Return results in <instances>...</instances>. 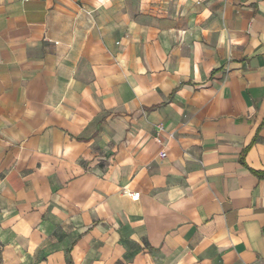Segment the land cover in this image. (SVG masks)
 <instances>
[{"label": "crops", "instance_id": "obj_1", "mask_svg": "<svg viewBox=\"0 0 264 264\" xmlns=\"http://www.w3.org/2000/svg\"><path fill=\"white\" fill-rule=\"evenodd\" d=\"M253 172L264 0H0V264H264Z\"/></svg>", "mask_w": 264, "mask_h": 264}, {"label": "built area", "instance_id": "obj_2", "mask_svg": "<svg viewBox=\"0 0 264 264\" xmlns=\"http://www.w3.org/2000/svg\"><path fill=\"white\" fill-rule=\"evenodd\" d=\"M166 156V153H165V151H162L161 153H160V157H165ZM126 194L130 197V199L132 200V201H137L138 199H139V193H133V192H126Z\"/></svg>", "mask_w": 264, "mask_h": 264}, {"label": "trees", "instance_id": "obj_3", "mask_svg": "<svg viewBox=\"0 0 264 264\" xmlns=\"http://www.w3.org/2000/svg\"><path fill=\"white\" fill-rule=\"evenodd\" d=\"M254 174H256L258 177H264V172L263 173H256V172H253Z\"/></svg>", "mask_w": 264, "mask_h": 264}]
</instances>
